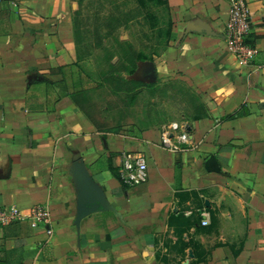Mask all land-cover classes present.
I'll list each match as a JSON object with an SVG mask.
<instances>
[{
  "label": "crops",
  "instance_id": "obj_1",
  "mask_svg": "<svg viewBox=\"0 0 264 264\" xmlns=\"http://www.w3.org/2000/svg\"><path fill=\"white\" fill-rule=\"evenodd\" d=\"M231 3L168 0L170 45L132 76L182 81L204 105L185 121L198 149L172 152L173 121L101 129L78 107L76 2H0V206L47 204L54 230L0 229V264H264V0H247V67L225 39ZM125 153L146 156L145 185L122 184Z\"/></svg>",
  "mask_w": 264,
  "mask_h": 264
},
{
  "label": "rangeland",
  "instance_id": "obj_2",
  "mask_svg": "<svg viewBox=\"0 0 264 264\" xmlns=\"http://www.w3.org/2000/svg\"><path fill=\"white\" fill-rule=\"evenodd\" d=\"M73 1L78 5L73 12L79 22L78 60L69 70L67 83L76 101L92 102L88 111L99 128L140 132L143 127L160 123L195 120L194 109L200 100L179 80L144 82L124 74L107 76L118 90L132 91L118 109L110 107L107 96L93 91L101 76L110 71L105 63L108 46L127 42L146 60L169 47L167 40L174 24L166 0H147V7L142 0ZM108 25L114 28L112 37L106 36ZM80 88H84V94H80ZM148 102L158 104L152 107L151 119L144 113L143 106Z\"/></svg>",
  "mask_w": 264,
  "mask_h": 264
},
{
  "label": "built area",
  "instance_id": "obj_3",
  "mask_svg": "<svg viewBox=\"0 0 264 264\" xmlns=\"http://www.w3.org/2000/svg\"><path fill=\"white\" fill-rule=\"evenodd\" d=\"M252 30V18L247 0H232L229 20L225 28V39L242 67L250 66L258 52L255 46L248 43ZM262 67L264 66H259ZM161 146L172 152H184L198 149L199 143L190 125L180 121L162 127ZM119 176L126 187L137 188L145 185L150 178L146 156L142 153L123 154ZM23 222H28L34 229H46L50 238L54 234L51 211L47 204L36 205L29 213L22 212L16 206H0V229ZM202 224L207 226L209 221L205 219Z\"/></svg>",
  "mask_w": 264,
  "mask_h": 264
},
{
  "label": "trees",
  "instance_id": "obj_4",
  "mask_svg": "<svg viewBox=\"0 0 264 264\" xmlns=\"http://www.w3.org/2000/svg\"><path fill=\"white\" fill-rule=\"evenodd\" d=\"M142 4L144 5V7L145 6L147 7V0H142ZM166 4H168V0H166ZM73 20H74L75 39H76L77 53H78V26L77 25L79 22L77 20L76 15L74 16ZM106 31H107L106 36H111L113 35L114 28L108 25L106 26ZM171 34H172V31L170 32L168 36V40H167L168 44L171 41ZM123 43L124 44L122 43L116 44L118 46L114 45V46L107 47L106 51H108L109 53H107V56L105 58V63L110 67V71L106 74V76H101L102 80L100 81V84H98V87L93 90L95 93H98L102 96H107V99L110 102V107H113L114 109H118L119 107L122 108L123 100L126 98V95H129L130 93H132V91L118 90L117 88H115L114 84L111 85V83H113V79L107 78V76L115 77L116 75H120V74L133 76L138 68V64L142 61H146V59L144 58L142 59V57L135 50L134 47L127 44V42H123ZM116 58L118 59V62L113 61ZM84 93H85V90L84 88H82L80 90V94H84ZM134 97L135 96H133V98ZM76 103L78 107L82 111H84L86 115H88L90 120L94 122L93 117L90 115L88 111L90 107L89 105L92 102L90 101L87 102L83 100L82 102L76 101ZM154 105L156 106L158 104L148 102L146 105L143 106L145 109L144 113H145L146 119L152 118V114H153L152 107ZM194 110H195L194 111L195 120L204 117L205 109H204V105L201 102L198 103V106H196ZM94 123L96 124V122ZM159 125H161V123ZM148 128L150 127H143L140 131H144Z\"/></svg>",
  "mask_w": 264,
  "mask_h": 264
}]
</instances>
